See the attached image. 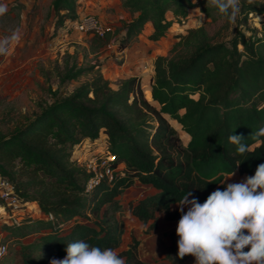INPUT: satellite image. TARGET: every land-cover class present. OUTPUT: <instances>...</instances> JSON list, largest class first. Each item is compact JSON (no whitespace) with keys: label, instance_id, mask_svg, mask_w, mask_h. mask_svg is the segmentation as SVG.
Wrapping results in <instances>:
<instances>
[{"label":"trees","instance_id":"16d2710c","mask_svg":"<svg viewBox=\"0 0 264 264\" xmlns=\"http://www.w3.org/2000/svg\"><path fill=\"white\" fill-rule=\"evenodd\" d=\"M75 2L51 1L57 28L78 17ZM119 3L129 19L115 33L118 50L135 40L146 23L151 26L149 40L165 36L172 23L165 17L167 11L175 22L195 6L209 21L223 17L206 0ZM253 14L262 18L260 32L252 28L245 35L243 28ZM224 22L229 23L226 18ZM110 36L104 31L103 37L93 35L91 40L103 46ZM177 36L181 40L170 55L153 61L149 101L142 96L140 78L124 79L111 89L97 70L68 97H55L24 124L0 133V175L16 159L12 175L17 183H10L22 200L39 210L37 214L25 210L14 221L1 220L0 243L6 244V252L0 264L63 259L66 245L75 240L114 249L125 264H141L135 238L117 250L123 232L116 215L118 196L124 190L134 183L146 186L144 194L127 207L142 225L153 229L157 213L169 220L180 219V210L170 204L179 203L187 192L192 193L190 200L203 203L217 188L226 187L222 185L225 174L249 177L264 164V144H255L250 136L264 128V1L241 0L234 32L227 39L193 30ZM180 44L189 46L188 50L177 49ZM92 69H71L64 79ZM171 123L185 134V144ZM101 135L107 143L102 159L112 176L86 190L90 173L76 166L70 153L81 139L94 141ZM229 135H241L244 143L253 145L252 151L238 155ZM108 155L111 160L106 159ZM22 188L33 192H21ZM5 208L0 200V212ZM168 236L178 237L176 229ZM177 252L178 247L170 245L167 255L174 264H182L189 256L180 259Z\"/></svg>","mask_w":264,"mask_h":264},{"label":"rangeland","instance_id":"374dc122","mask_svg":"<svg viewBox=\"0 0 264 264\" xmlns=\"http://www.w3.org/2000/svg\"><path fill=\"white\" fill-rule=\"evenodd\" d=\"M51 1L0 0V7L5 8V12L0 15V40L10 37L16 31L20 35L19 42L11 47L10 54L0 55V133L7 134L15 126L24 124L28 118L39 114L55 97H68L80 84L92 79L97 70L111 89H116L124 79L140 78L142 96L149 101L153 61L156 57L170 55L172 46L181 40L177 35L185 36L189 30H193L195 34L203 32L207 36L227 39L234 32V23L227 25L223 17L209 21L195 6L189 8L186 17L179 22H175L167 11L165 17L172 23L162 38L149 40L151 26L146 23L135 40L118 50L115 33L119 31L122 21L129 19L121 9L119 0L75 2L74 8L78 17L81 14H89L100 22L104 31L111 33L109 43L103 46L92 42L91 34L79 32L73 25L65 29L66 24L72 21H64L57 28L54 24L57 15H54ZM261 19L259 15H250L247 26L243 28L244 34L248 35L252 28L258 34V21ZM188 48L189 46L182 44L177 46L181 51H187ZM88 66H93L90 72H83L75 79H64L69 70ZM171 125L185 144L187 139L180 127L175 123ZM106 144L102 135L94 141L83 138L71 151L70 158L76 166L86 170L89 161L95 162L94 156L102 160V151ZM16 168L14 159L9 165H5L4 177H0L15 185L17 182L12 172ZM231 175H225L223 181ZM245 178V175L234 173L224 184L242 182ZM145 187L140 188L138 183H134L118 196L120 209L116 215L122 221L123 232L117 250L125 249L131 238H135L138 241L137 255L141 264H174L167 254L170 245L177 246L179 237L171 240L168 234L176 229L179 219L169 220L157 213L155 227L150 229L128 211V202H133L140 193L144 194ZM24 190L27 193L33 192L32 188L20 189L21 192ZM16 195L19 196L17 191ZM170 208L176 209L178 206L171 205ZM25 210L35 214L39 211L34 203L29 204L28 209L23 211ZM3 235L0 233V238ZM182 264H195L194 257L189 256Z\"/></svg>","mask_w":264,"mask_h":264},{"label":"clouds","instance_id":"9594fccd","mask_svg":"<svg viewBox=\"0 0 264 264\" xmlns=\"http://www.w3.org/2000/svg\"><path fill=\"white\" fill-rule=\"evenodd\" d=\"M206 2L229 23H235L240 15L241 0ZM4 12L5 8L0 7V15ZM19 40L18 31L0 40V55L10 54ZM250 136L255 144H264L260 139L264 128ZM228 140L236 146L238 155L253 149L241 135H229ZM191 195L187 192L177 203L181 213L176 227L180 259L192 256L195 264H264V164H259L254 175L244 181L228 183L223 190L217 188L203 203L189 200ZM65 252L63 259H52L50 264H125L116 250L101 249L84 240L68 243Z\"/></svg>","mask_w":264,"mask_h":264},{"label":"built area","instance_id":"2783aa9c","mask_svg":"<svg viewBox=\"0 0 264 264\" xmlns=\"http://www.w3.org/2000/svg\"><path fill=\"white\" fill-rule=\"evenodd\" d=\"M71 25L74 29L82 33H89L92 36L103 37L104 30L100 22L89 14H81L76 20L66 24L65 29H69ZM95 157V162L89 161L86 166V171L90 173V176L86 180L85 189L89 190L94 186L101 178L110 179L112 176V169L106 165L104 159ZM107 160H111L110 155L106 156ZM0 200L6 207L0 213L1 220H16L19 215L22 214L24 209H28L29 204L16 195L11 183L5 178L0 177ZM6 252V244L0 243V258Z\"/></svg>","mask_w":264,"mask_h":264},{"label":"crops","instance_id":"0c3cea01","mask_svg":"<svg viewBox=\"0 0 264 264\" xmlns=\"http://www.w3.org/2000/svg\"><path fill=\"white\" fill-rule=\"evenodd\" d=\"M170 13V12H169ZM170 15H171V13H170ZM149 24V23H148ZM150 25V24H149ZM234 173H237V172H234ZM230 174H232V173H230ZM238 174V173H237ZM225 175H229V174H225ZM224 175V176H225ZM241 175H243V174H241ZM139 185V187L140 188H143L144 186H142V185H140V184H138ZM141 192H143V190L141 191ZM142 195V193H140V195L139 196H141ZM171 205H177L176 203H173V204H170V206ZM0 233H3L4 234V232H0ZM53 259V258H52ZM52 259H50L49 261H51Z\"/></svg>","mask_w":264,"mask_h":264}]
</instances>
